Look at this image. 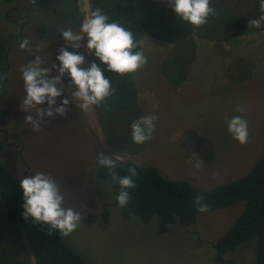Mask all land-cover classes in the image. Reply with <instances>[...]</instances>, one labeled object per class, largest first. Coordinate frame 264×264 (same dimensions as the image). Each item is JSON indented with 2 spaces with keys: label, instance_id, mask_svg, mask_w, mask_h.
<instances>
[{
  "label": "rangeland",
  "instance_id": "obj_1",
  "mask_svg": "<svg viewBox=\"0 0 264 264\" xmlns=\"http://www.w3.org/2000/svg\"><path fill=\"white\" fill-rule=\"evenodd\" d=\"M17 1L19 5L10 10L11 5L0 0V162L20 180L36 173L56 180L64 195V207H71L82 216L78 228L70 236L61 237L86 264H216L211 243L240 213L242 201L197 213L189 227L173 224L158 232L155 217L145 223L133 216L126 220L119 217L112 205V189L96 176L100 166L97 155L103 152L116 163L149 164L164 178L184 181L199 189L246 174L255 162L264 159V56L253 65L260 69L255 73L256 79L236 87L229 79L230 83H223L219 77L221 62L225 57L231 60L233 53L220 56L216 45L196 64L207 69L197 75L192 71L186 78L195 82L194 90L173 97L167 95L170 87L156 66L169 54L171 45L143 36L139 51L148 62L133 74L134 85L143 90V105H139L142 117L156 115L158 119L152 138L140 150L119 152L101 135L93 108L83 111L78 107L79 101L67 105L65 116H45L39 131L25 121L27 115L35 117L36 113L34 109L26 113L20 107L26 96L21 67L38 55L44 61L43 67L57 66L50 72L55 76L59 49L67 47L70 52L84 55L83 67L88 68L87 38L79 29L90 10L89 0H55L44 10ZM69 28L83 36L79 49L67 46L60 35L61 30ZM25 39L29 41L27 50L20 47ZM240 48L244 57L261 53L260 48ZM224 75L227 77V71ZM252 76L251 72L247 75ZM201 80L218 85L203 96ZM62 84L64 92L54 107L66 98L72 100V92L76 91L68 74L62 77ZM237 105L245 111L237 112ZM39 107L47 109L48 105ZM233 116L248 121L247 144L241 145L229 133L227 122ZM186 125L198 129L195 132L203 137L201 146L190 145L193 140H188L193 138L189 134L193 132H186ZM197 159L202 162L199 170L194 167ZM254 247V240H249L226 251L223 257L251 264Z\"/></svg>",
  "mask_w": 264,
  "mask_h": 264
},
{
  "label": "trees",
  "instance_id": "obj_2",
  "mask_svg": "<svg viewBox=\"0 0 264 264\" xmlns=\"http://www.w3.org/2000/svg\"><path fill=\"white\" fill-rule=\"evenodd\" d=\"M32 9H48L55 0H21ZM260 0H211L216 15L199 28L176 16L171 0H89L90 15L100 9L109 22H118L132 32L140 42L143 36L158 39L171 45L168 55L157 62L160 75L173 88L185 81L188 65L194 60L196 44L201 41L220 42L232 37L264 33L260 28L249 26L251 20L264 15ZM140 47L136 50L139 51ZM100 62L89 53L87 66ZM248 60L237 58L228 64L227 77L239 83L250 74ZM109 79L114 93L100 106H92L98 127L104 140L119 152L140 150L143 144L132 140L131 124L142 117L133 74L118 75L100 65ZM243 76H239L242 75ZM112 171L120 176L128 175L134 167L136 188L130 192V201L120 208L117 196L118 184L113 183L108 169H96L98 179L106 182L114 193L113 207L119 217L130 216L145 223L157 219L158 232L177 224L186 228L195 221L197 196L204 197L208 211L220 209L242 201L243 206L226 231L214 242L216 264H242L223 257L226 251L254 240L251 264H264V159H259L240 177L207 188L192 187L184 181L164 178L155 167L126 161L116 163ZM20 179L0 162V264H86L64 242L61 235L49 226L35 223L23 217V196ZM90 221L93 216L89 214Z\"/></svg>",
  "mask_w": 264,
  "mask_h": 264
},
{
  "label": "clouds",
  "instance_id": "obj_3",
  "mask_svg": "<svg viewBox=\"0 0 264 264\" xmlns=\"http://www.w3.org/2000/svg\"><path fill=\"white\" fill-rule=\"evenodd\" d=\"M172 10L176 16L199 28L208 22L210 16L216 15L215 9L211 6V0H171ZM260 10L264 12V0H260ZM264 23V15L258 19L251 20L249 26L260 28ZM79 33L86 36V49L90 54H94L100 62L92 63L88 68H84V55L70 52L67 47L59 49L56 57L59 62L57 74L51 76L52 68L43 67L44 61L40 56L26 66H22V80L26 96L21 102V110L28 113L35 110V117L27 115L25 121L32 126L34 131L40 130L44 117L55 119L56 116H65L66 107L70 102L79 101L78 107L83 111H88L92 106H100L114 93L109 79L104 75V70L100 65H105L107 70L118 75L134 74L147 64V57L142 51L136 49L141 46L137 42L131 31L122 27L118 22H109L107 15L100 9H96L82 23ZM74 32L71 28L61 30V37L67 46L74 49L81 47L80 41L83 36ZM29 41L25 39L20 47L27 50ZM68 74L75 86L76 91L72 92L73 99L66 98L61 101L59 107H54L57 98L64 90L62 87V77ZM47 104V109H42L40 105ZM237 112H244L245 108L237 105ZM158 116L145 115L131 124L132 140L136 144H144L152 138L155 131V122ZM227 127L233 139L241 145L249 141L248 121L242 116H233ZM97 162L100 166L109 170L111 180L120 187L117 196V203L120 208H124L130 201V192L136 188L134 178L137 176L136 169L130 167L128 175L120 176L112 171L117 167L116 160L111 156L101 152L97 155ZM202 162L197 159L194 167L199 170ZM20 188L23 196V217L31 218L35 223H43L49 226V235L53 231L58 232L63 237L70 236L81 224V213L71 207H64V195L60 185L55 179L43 174L25 176L20 181ZM194 203L198 212L208 211V205L204 202V197L197 196Z\"/></svg>",
  "mask_w": 264,
  "mask_h": 264
},
{
  "label": "crops",
  "instance_id": "obj_4",
  "mask_svg": "<svg viewBox=\"0 0 264 264\" xmlns=\"http://www.w3.org/2000/svg\"><path fill=\"white\" fill-rule=\"evenodd\" d=\"M219 47V51H221V54L220 56L223 54V53H233L232 55V58H243V59H246L249 61V63L251 64L250 66H252L251 68V73H252V77H247L245 79H243L241 82L239 83H232L234 86H239L240 84L243 85L245 84L246 82L250 83L252 82L253 80L256 79L257 76H255V73L258 71H260V69H257L256 66H253V65H256V63H258V60L261 59V56L263 57L264 56V33H259V34H255V35H245V36H238V37H232L226 41H220V42H207V41H201V42H198L196 44V48H195V56H194V60L188 65V69H187V72H186V77H185V81L182 85H180L179 87L177 88H173V86H171L168 82V85L170 88H167L166 89V92H167V95L169 93L168 96H170L172 94L173 97L176 96V93H183V92H188L190 94V92H192L194 90V84L195 82L191 81L188 82L186 80V78L189 76H191V72H195L194 74L197 75L198 73H201L203 71H205L207 69V67H202L201 65H196L198 62H201V60L203 59L204 56H206L207 54L211 53V51H213L217 46ZM241 46H248L250 48L253 49V51H257L256 49L257 48H260V51L261 53L259 55H255L254 53L252 54H249L248 57H244V55L241 53L240 51V47ZM213 49V50H211ZM197 50H198V54H197ZM233 51V52H232ZM231 60L228 59V57H225V60H223L221 63H223L221 65V75L222 76H219V77H222V82L224 83H230L228 81V77H226V75H224V72L227 71V67L228 63L231 62ZM256 67V69H255ZM213 69V68H211ZM162 80L163 77L161 76ZM196 78V77H195ZM166 81V80H164ZM209 81V79H208ZM221 82V85H223ZM197 83V82H196ZM215 85H218L216 83H213V85H211L210 83H207V82H204L203 80H201V87H200V90L201 92L203 93V96L206 95L208 92H210V90L212 88H215ZM142 91L141 89H138L136 88V92H137V100H138V103L139 105L142 107L143 105V101H141V95H142ZM219 91V89H218ZM201 93V95H202ZM215 96L219 95L217 93L214 94ZM217 98V97H215ZM195 130H198L196 129L195 126H185V131L186 132H193V133H190L189 136H191L193 139L190 138V140H188V142H191V140H193V143L190 144L191 146L193 147H198V146H201L199 145L202 141V138L200 136V134H197V132H195ZM197 152V151H196Z\"/></svg>",
  "mask_w": 264,
  "mask_h": 264
},
{
  "label": "flooded vegetation",
  "instance_id": "obj_5",
  "mask_svg": "<svg viewBox=\"0 0 264 264\" xmlns=\"http://www.w3.org/2000/svg\"><path fill=\"white\" fill-rule=\"evenodd\" d=\"M5 1H7V4L11 5L9 7L10 10L17 7L20 3V1L18 2L17 0H5ZM21 3H22V1H21ZM6 16H8V15H6ZM0 76H1V72H0Z\"/></svg>",
  "mask_w": 264,
  "mask_h": 264
}]
</instances>
